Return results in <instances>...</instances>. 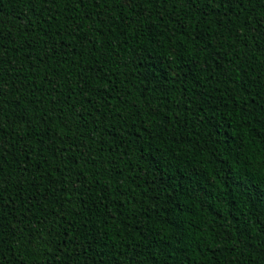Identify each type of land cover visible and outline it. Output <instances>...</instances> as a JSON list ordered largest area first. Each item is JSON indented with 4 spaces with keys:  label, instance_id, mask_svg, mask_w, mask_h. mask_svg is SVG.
Here are the masks:
<instances>
[{
    "label": "trees",
    "instance_id": "obj_1",
    "mask_svg": "<svg viewBox=\"0 0 264 264\" xmlns=\"http://www.w3.org/2000/svg\"><path fill=\"white\" fill-rule=\"evenodd\" d=\"M0 264H264V0H0Z\"/></svg>",
    "mask_w": 264,
    "mask_h": 264
}]
</instances>
